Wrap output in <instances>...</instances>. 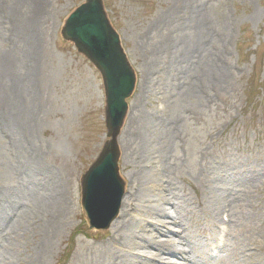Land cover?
<instances>
[{
	"label": "rangeland",
	"instance_id": "374dc122",
	"mask_svg": "<svg viewBox=\"0 0 264 264\" xmlns=\"http://www.w3.org/2000/svg\"><path fill=\"white\" fill-rule=\"evenodd\" d=\"M83 2L0 0V71L4 61L14 62L0 95V192L26 214L20 227L6 225L11 213L0 199V243L18 252L11 257L0 246V264H27L36 256L42 264H101L114 232L90 230L81 205V179L108 141L101 75L61 36L67 17ZM104 5L137 74L118 140L121 177L130 183L145 166L170 190L163 195L158 188L151 196L148 184L140 194L163 206L172 191L192 201L189 214L202 223L214 216L218 225L225 206L231 209V227L247 246L242 258L258 264L260 256L264 264V0ZM31 73L38 83L31 144L45 171L33 179L18 147L22 132L8 126L14 117L9 89L17 81L28 84ZM19 94L17 101L29 105V93ZM41 177H53L63 196L51 229L55 209L44 201L56 202ZM230 198L238 200L232 207L223 202ZM199 200L203 207L195 205Z\"/></svg>",
	"mask_w": 264,
	"mask_h": 264
},
{
	"label": "bare ground",
	"instance_id": "6f19581e",
	"mask_svg": "<svg viewBox=\"0 0 264 264\" xmlns=\"http://www.w3.org/2000/svg\"><path fill=\"white\" fill-rule=\"evenodd\" d=\"M35 18H33L34 21ZM33 59L36 60L34 54ZM206 57L203 55V61ZM14 62L10 60H6L1 64L0 71V95L2 92L8 87L5 86V82H2V78L5 79L7 75L14 73ZM21 81H17V84L12 85L9 90V93L12 95L11 99V111L10 116H14L8 123V126L13 129L15 133H18L21 130L22 137L18 140V147L21 154L25 155L23 158L26 166L29 167L28 173L33 178H37L40 173H44V165L41 164V157L39 156V152L32 147V140L34 138V133L38 124V104H37V89L38 83L35 74L31 73L29 76L28 84L24 82L22 86ZM24 92L29 93V105H24L17 101L19 97V93ZM6 93V92H5ZM16 99V101H15ZM129 118V116H128ZM142 138V146L146 145V137L145 135H140ZM145 152V151H144ZM143 159H147L145 154ZM145 161V160H142ZM150 162V161H149ZM150 173H147L145 166H143L142 170L138 174H134L130 183L126 185V195L121 203L120 207V218L117 219L112 228L118 233L121 234V231L124 230L125 222L131 223V219L136 217V209L141 208L142 215L139 217V220L134 224L131 223L130 228L127 227L124 237L126 238V245L122 249V252L118 256L115 261V264H176L175 258L182 257V264H197V261L194 260V257L199 255L200 253L206 252V250L215 249L219 246H223L222 250L226 253L228 258V264H236L237 258L240 264H250L248 260L244 258H239L240 255L244 254V249L247 247L243 243V240L240 239V236L232 229L231 223H236L233 216H228L227 229L217 228L216 217H208L205 219L204 223H202L203 218L198 217L195 220L192 214H189L190 209L192 208L191 200L187 199H179L177 195H175L172 191L169 192V197L167 196L165 199V205L159 206L150 203V198H144V195L139 193V189L141 187H146V185H150L152 190L151 196L156 189L160 188L161 191L170 190L165 186L164 182L161 180H157L153 175V171L150 170ZM145 174V175H143ZM247 177V175L245 174ZM42 181L47 186L52 187L53 194L51 195V199L56 202V204L48 202L49 199L45 200V204L52 206L55 210L51 214V222L49 223V228L51 229L55 226L56 221L54 220L56 214L59 212V204L60 201L58 199H63L61 195V188L58 185V182L55 181L53 177L49 179H45L41 177ZM127 182V181H126ZM139 187V188H138ZM60 194V195H57ZM0 192V199L2 202H5L7 205L5 207L10 211L11 217H8L6 225L17 224L18 227L24 224L26 220V214L22 211V206L20 208L19 204L15 199H3L7 195ZM162 195V197H163ZM182 202H181V201ZM237 199H227L223 202L227 204V206L232 207L234 203H236ZM195 205L199 207L204 206V200H199ZM196 206V207H197ZM218 208V207H216ZM221 207L217 209V211ZM227 209L226 206L224 210ZM172 211V214L170 213ZM230 210V209H229ZM18 217V218H17ZM53 219V220H52ZM237 219V218H236ZM238 222V220H237ZM170 224L179 228V230H168L164 231L165 225ZM132 228V229H131ZM48 229V228H47ZM46 229V230H47ZM152 231H156L159 234L168 233L169 239L161 240L162 242H156ZM177 239V240H176ZM241 241V245H240ZM8 243V242H7ZM7 243H0L2 249H6L9 256H13V253H16V249L13 246H6ZM218 243V246L214 248L213 244ZM115 244V243H114ZM182 244L187 247V250H180L179 245ZM13 247V248H12ZM119 248V243L117 245H112L109 249V243L104 246V254L102 256L101 264H107L109 258H111L114 249ZM145 249L147 250V254L138 255L137 251ZM217 250V249H216ZM15 251V252H14ZM183 252L186 253L185 256L181 254ZM18 253V252H17ZM11 256V257H12ZM29 263L27 264H42L41 256H36L31 258ZM261 257L257 256L258 264H263L260 261Z\"/></svg>",
	"mask_w": 264,
	"mask_h": 264
},
{
	"label": "water",
	"instance_id": "95a60500",
	"mask_svg": "<svg viewBox=\"0 0 264 264\" xmlns=\"http://www.w3.org/2000/svg\"><path fill=\"white\" fill-rule=\"evenodd\" d=\"M63 35L96 65L104 79L107 129L111 140L83 178L82 203L91 229L106 228L116 216L123 195L118 176L120 152L117 138L127 111L125 99L134 88V76L127 66L119 38L107 22L100 0H88L74 12Z\"/></svg>",
	"mask_w": 264,
	"mask_h": 264
}]
</instances>
